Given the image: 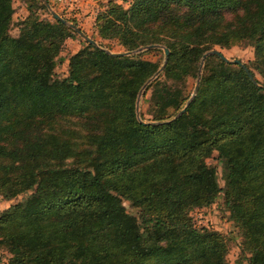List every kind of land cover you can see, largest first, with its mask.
Wrapping results in <instances>:
<instances>
[{"label":"trees","instance_id":"16d2710c","mask_svg":"<svg viewBox=\"0 0 264 264\" xmlns=\"http://www.w3.org/2000/svg\"><path fill=\"white\" fill-rule=\"evenodd\" d=\"M29 8L12 35L13 0H0V195L26 193L0 212L11 264H226L224 236L189 214L221 192L247 264H264V0L107 2L99 34L125 50L167 47L165 77L174 81L216 45L253 46L262 82L210 55L213 70L205 65L188 104L191 93L157 76L148 120L136 103L155 63L88 43L57 77L73 29ZM214 150L223 186L205 161Z\"/></svg>","mask_w":264,"mask_h":264},{"label":"rangeland","instance_id":"374dc122","mask_svg":"<svg viewBox=\"0 0 264 264\" xmlns=\"http://www.w3.org/2000/svg\"><path fill=\"white\" fill-rule=\"evenodd\" d=\"M47 1L50 3L51 8L59 13L62 17H64L68 21L76 22L77 26L83 31V33L95 40L98 46L104 49H109L113 52L127 51L125 50L124 46L120 44L118 39L102 37L95 25V18L97 13L106 7V4L109 0ZM110 1L119 3L124 7H127L131 2V0ZM32 2L33 0H13L14 13L12 15L10 24V33L12 35L18 34L20 22L29 14V6L33 7V9L36 8L37 3L32 4ZM36 11L41 18L53 21V17L51 16L49 9L48 11H46L36 8ZM68 31V36L64 40L61 49L55 58V75L57 77H64L67 75L70 57L75 53L83 50L88 44V42L85 41L83 37H81L74 30ZM215 48L219 49L229 59L237 58L245 63L248 68L254 72L255 77L260 82L263 81L262 74L254 63V49L250 43L245 42L228 48L216 45ZM131 55L155 63L158 66V69L164 61V50L161 47L143 49ZM206 58L204 60L201 71H204L203 68L206 65V71L209 72L213 70L214 63L213 61H210L208 58ZM200 59L201 56L198 59V65L200 64ZM193 64L196 65V61ZM198 71L199 68H197V70L193 68L188 74L182 77L181 80L177 81L166 78L164 68L160 72H158L154 79L146 84L139 98V113L142 114V117L147 120L152 118V110L154 109V104L151 98L153 94V88L150 87V84L155 79H157L158 75H160L159 79L161 81H164L170 85L177 86L183 91L185 95L189 93H191L192 95L195 83L198 80L194 78V74H198ZM173 111L174 108H168L167 114L173 115L175 113ZM205 161L208 165L214 166L216 168L218 182L221 186H223L224 179L222 172V161L219 158L217 151H212L210 156H208ZM25 196L26 193H22L11 199H6L2 195H0V212L9 207L11 204L21 200ZM123 204L129 214L136 217L138 216L137 207L130 204L127 200H123ZM189 214L191 216L193 224L196 227H206L208 229L218 231L222 236H224L227 242V251L225 254L226 264H247V256L249 254L243 249L242 232L236 225L235 221L232 219L229 208L227 205H225V199L222 192L218 195L216 200L211 205L205 207H195L190 210ZM17 249L21 250L22 246H18ZM12 257L13 252L9 250L4 244L0 243V264H11Z\"/></svg>","mask_w":264,"mask_h":264},{"label":"water","instance_id":"95a60500","mask_svg":"<svg viewBox=\"0 0 264 264\" xmlns=\"http://www.w3.org/2000/svg\"><path fill=\"white\" fill-rule=\"evenodd\" d=\"M47 7V9H49L50 11V14L51 16L54 18V19H57V20H60L61 22L65 23L66 25H68V27H70L71 29H73L76 33H78L81 37H83V39L85 41H87L88 43L90 44H93V45H97L95 40H93L92 38H90L88 35H86L85 33H83V31H81V29L74 25L72 22H69L67 21L65 18H63L59 13H57L55 10H53L51 8V5L50 3L47 1V0H41ZM156 47H161L163 48L164 50V61L162 63V65L160 66V68L158 69V71L153 75L151 76L147 81L146 83L142 86V88L140 89L139 93H138V96H137V103H136V114L137 116L139 117V98L143 92V89L145 88L146 84L151 82L152 79H154V77L158 74V72H160L164 66H165V63H166V60H167V56H168V53H169V50L167 47H164L160 44H148V45H145V46H142L140 48H137L135 50H127V51H121V52H113V51H110L109 49H104L107 53L113 55V56H128V55H131V54H134V53H137L143 49H151V48H156ZM208 55H215V56H218L222 61L226 62V63H233V64H237L239 65L241 68H243L245 70V72L247 73L248 77L252 80V82L256 83V80H255V77L253 76V74L251 73L250 69L247 67V65L245 63H243L242 61H240L239 59L237 58H234V59H229L228 57H226L219 49L217 48H213V49H210L206 52H204L201 56V59H200V64H199V71H198V75H197V79H199L200 77V73H201V68L203 66V63H204V60L205 58L208 56ZM198 81L195 83V86H194V89H193V92H192V95L191 97L188 99L187 103L190 101V99L192 98V96L197 92L198 90ZM185 111V107L182 108L177 115L183 113ZM139 120L141 122H143L140 118ZM143 123H146V122H143Z\"/></svg>","mask_w":264,"mask_h":264}]
</instances>
